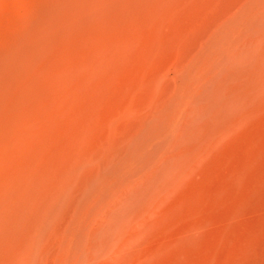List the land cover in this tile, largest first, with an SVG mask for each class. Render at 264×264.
Returning <instances> with one entry per match:
<instances>
[{"label": "bare ground", "instance_id": "bare-ground-1", "mask_svg": "<svg viewBox=\"0 0 264 264\" xmlns=\"http://www.w3.org/2000/svg\"><path fill=\"white\" fill-rule=\"evenodd\" d=\"M0 0V264H264V0Z\"/></svg>", "mask_w": 264, "mask_h": 264}, {"label": "rangeland", "instance_id": "rangeland-1", "mask_svg": "<svg viewBox=\"0 0 264 264\" xmlns=\"http://www.w3.org/2000/svg\"><path fill=\"white\" fill-rule=\"evenodd\" d=\"M15 5H19L21 3L20 0H13ZM36 1H39V0H26V4H27V7L29 9V13L32 14L33 11H32V6L33 4L36 2Z\"/></svg>", "mask_w": 264, "mask_h": 264}]
</instances>
